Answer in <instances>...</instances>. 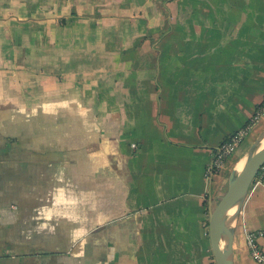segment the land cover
I'll list each match as a JSON object with an SVG mask.
<instances>
[{"label":"crops","instance_id":"crops-1","mask_svg":"<svg viewBox=\"0 0 264 264\" xmlns=\"http://www.w3.org/2000/svg\"><path fill=\"white\" fill-rule=\"evenodd\" d=\"M264 98V0H0V264H211L216 148ZM220 193V194H219ZM264 229L251 184L234 264Z\"/></svg>","mask_w":264,"mask_h":264},{"label":"water","instance_id":"water-1","mask_svg":"<svg viewBox=\"0 0 264 264\" xmlns=\"http://www.w3.org/2000/svg\"><path fill=\"white\" fill-rule=\"evenodd\" d=\"M263 162L264 127L229 171L223 192L215 199L209 197L207 231L214 264H234L232 245L239 212Z\"/></svg>","mask_w":264,"mask_h":264},{"label":"built area","instance_id":"built-area-1","mask_svg":"<svg viewBox=\"0 0 264 264\" xmlns=\"http://www.w3.org/2000/svg\"><path fill=\"white\" fill-rule=\"evenodd\" d=\"M262 115H264V98L245 126L230 134L228 138L216 148L208 164L207 174L209 178L221 172L229 156L241 145L253 124H255ZM252 184L264 187V162L259 167L253 178ZM244 240L251 259L256 264H264V229L246 230L244 233Z\"/></svg>","mask_w":264,"mask_h":264},{"label":"rangeland","instance_id":"rangeland-1","mask_svg":"<svg viewBox=\"0 0 264 264\" xmlns=\"http://www.w3.org/2000/svg\"><path fill=\"white\" fill-rule=\"evenodd\" d=\"M227 162V161H226ZM226 164V163H225ZM225 189V182H224V184L221 186V188H220V193H222L223 192V190ZM219 193V194H220Z\"/></svg>","mask_w":264,"mask_h":264},{"label":"bare ground","instance_id":"bare-ground-1","mask_svg":"<svg viewBox=\"0 0 264 264\" xmlns=\"http://www.w3.org/2000/svg\"><path fill=\"white\" fill-rule=\"evenodd\" d=\"M241 163L242 162H240V163L237 164V166H236L237 169H240L241 168V166H242Z\"/></svg>","mask_w":264,"mask_h":264},{"label":"trees","instance_id":"trees-1","mask_svg":"<svg viewBox=\"0 0 264 264\" xmlns=\"http://www.w3.org/2000/svg\"><path fill=\"white\" fill-rule=\"evenodd\" d=\"M211 264H214L213 259L211 260Z\"/></svg>","mask_w":264,"mask_h":264}]
</instances>
